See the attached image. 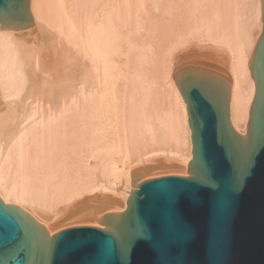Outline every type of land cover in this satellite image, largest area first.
Segmentation results:
<instances>
[{"label":"bare ground","instance_id":"1","mask_svg":"<svg viewBox=\"0 0 264 264\" xmlns=\"http://www.w3.org/2000/svg\"><path fill=\"white\" fill-rule=\"evenodd\" d=\"M28 4L31 28L0 30V200L49 238L124 212L133 169L169 164L187 173L179 70L224 80L230 124L245 135L264 0Z\"/></svg>","mask_w":264,"mask_h":264},{"label":"water","instance_id":"2","mask_svg":"<svg viewBox=\"0 0 264 264\" xmlns=\"http://www.w3.org/2000/svg\"><path fill=\"white\" fill-rule=\"evenodd\" d=\"M29 0H0V30L31 28ZM246 133L229 121L224 80L194 68L173 76L187 106L192 161L130 171L126 209L100 227L40 223L0 200V264H264V32L251 63ZM1 104V102H0Z\"/></svg>","mask_w":264,"mask_h":264},{"label":"rangeland","instance_id":"3","mask_svg":"<svg viewBox=\"0 0 264 264\" xmlns=\"http://www.w3.org/2000/svg\"><path fill=\"white\" fill-rule=\"evenodd\" d=\"M43 77H45V76H43ZM71 227H78V226L65 227V228H62L61 230H63V229H67V228H71ZM86 227H93V226H86ZM96 228H98V227H96ZM100 228H101V227H100Z\"/></svg>","mask_w":264,"mask_h":264}]
</instances>
